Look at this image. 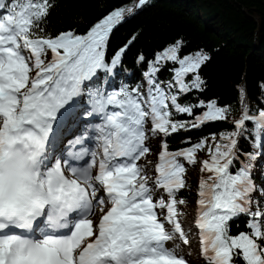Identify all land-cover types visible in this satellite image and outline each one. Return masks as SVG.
<instances>
[{
	"label": "snow or ice",
	"instance_id": "snow-or-ice-1",
	"mask_svg": "<svg viewBox=\"0 0 264 264\" xmlns=\"http://www.w3.org/2000/svg\"><path fill=\"white\" fill-rule=\"evenodd\" d=\"M55 6L0 0V264H190L192 229L183 227L187 202L178 196L188 187L185 163L197 164L205 149L193 222L200 259L264 264V183L237 147L251 122L253 147L264 154V110H245L236 131L219 141L213 134V143L169 151L164 140L153 163L150 141L227 120L215 100L181 103L202 90L200 69L211 58L202 51L181 58L176 42L152 62L138 57L148 64L143 85L109 90L105 76L126 50L108 57L110 37L134 10L113 9L85 34L53 35ZM169 61L179 67L161 82ZM197 109L207 110L190 125L173 119ZM241 216L248 231L232 235L230 221Z\"/></svg>",
	"mask_w": 264,
	"mask_h": 264
},
{
	"label": "trees",
	"instance_id": "trees-1",
	"mask_svg": "<svg viewBox=\"0 0 264 264\" xmlns=\"http://www.w3.org/2000/svg\"><path fill=\"white\" fill-rule=\"evenodd\" d=\"M54 3L47 28L53 35L67 30L85 34L113 9L123 6L134 10L132 14L125 11V20L110 37L108 57L126 50L114 74L105 76V87L109 90L114 78L119 87L143 85L148 64L138 62V57L142 55L147 62H152L157 53L176 42L183 44L181 58L198 51L211 58L200 69L204 81L202 90L194 89L182 97L181 103L195 105L215 100L218 106L228 109V118L225 122L189 127L163 137L162 142L167 141L169 151L190 147L204 138L213 143L210 139L213 134L219 141L221 134L236 131L234 122L245 110L250 115L264 110V0H148L142 8H137L138 0H54ZM177 67L171 61L162 65L157 73L159 81H171L172 69ZM119 72L126 77L120 78ZM187 79L190 81L192 77ZM206 110L197 109L192 116L174 112L173 119L190 125L195 115ZM252 128L251 122L246 123L243 131L246 139L239 138L237 147L242 153L240 160L251 166L253 179L262 184L264 154H260L259 147H253ZM203 151L207 153L206 149ZM249 154L256 158L248 159ZM260 157L262 165L257 163ZM197 190L198 185L196 193ZM181 197L185 201L189 198L186 189L179 193L178 198ZM246 219L241 216L230 221L232 235L248 231Z\"/></svg>",
	"mask_w": 264,
	"mask_h": 264
},
{
	"label": "rangeland",
	"instance_id": "rangeland-1",
	"mask_svg": "<svg viewBox=\"0 0 264 264\" xmlns=\"http://www.w3.org/2000/svg\"><path fill=\"white\" fill-rule=\"evenodd\" d=\"M119 73L121 74L120 78L123 79L124 77H126L121 72H119ZM116 81L117 80L114 78V80L112 81V84L110 86V89L119 88V85L116 84ZM162 140H163V138L158 137L153 142L150 141V143H154V146L152 149L154 150L155 154H158L159 151L161 150L160 145L162 143ZM204 159H208V154L205 151H202V152L197 153V161H198L197 164L188 165L187 163H185V167L188 169V171L186 173V183L188 185L186 192L188 193L189 198L186 200L187 203L185 205L180 206L182 212L184 213V215L181 217V219L183 221H184V218H186L187 212H189L191 215L193 214L190 217V218H192L190 220H195V217L197 216L196 188L198 185V180H199L201 174H203V173H200V171H199V169L201 167L199 161H202ZM155 162H156V156L153 160V163H155ZM257 163L258 164L262 163V157L259 158ZM257 171H259V170L257 169L256 173H257ZM192 237L193 238L196 237V234L192 233ZM199 247L200 246H198L197 249L191 248L193 255L191 256L192 260L190 258V264H203L202 260L200 259L199 255H198ZM184 250H185V252L189 251L188 248H185Z\"/></svg>",
	"mask_w": 264,
	"mask_h": 264
},
{
	"label": "bare ground",
	"instance_id": "bare-ground-1",
	"mask_svg": "<svg viewBox=\"0 0 264 264\" xmlns=\"http://www.w3.org/2000/svg\"><path fill=\"white\" fill-rule=\"evenodd\" d=\"M150 144H151V148H153L154 143H150ZM152 151H153V154L148 157V159L151 160V161H153L154 158H155V156H156L153 149H152ZM192 215L189 212H187L186 218H184V221H183L186 224V226H188L190 224L193 225L194 220H190V219H192V218H190ZM195 231H196V233H195L196 234V237H194V238L192 237V239H193L192 249L193 248H196L197 249V247L199 246V243L197 242V240H198V236H197L198 230L195 228ZM191 260H192V258H191Z\"/></svg>",
	"mask_w": 264,
	"mask_h": 264
}]
</instances>
